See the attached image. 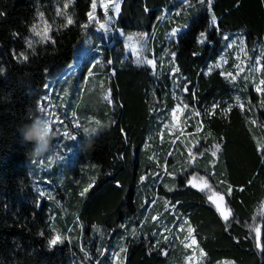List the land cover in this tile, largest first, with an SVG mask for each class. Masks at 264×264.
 <instances>
[{"label": "trees", "instance_id": "16d2710c", "mask_svg": "<svg viewBox=\"0 0 264 264\" xmlns=\"http://www.w3.org/2000/svg\"><path fill=\"white\" fill-rule=\"evenodd\" d=\"M45 1L0 0V264H63L80 251V241L93 257L79 264H109L108 252L101 249L113 246L115 240L125 244L124 264H162L164 243L149 232L154 222L140 225L150 198L141 175L148 167H158L140 152L147 140L156 141L162 117L175 104L172 76L168 65L153 75L147 65L133 63L128 54L123 58L124 46L118 38L98 44L100 49L93 50L82 64L85 70L92 58L101 55L110 101L116 108L110 111L108 102L97 101L101 127L79 134L74 142L77 161L88 163L85 173L74 169L66 175L68 216L77 218L80 234L76 224L72 244L67 240L50 244L51 212L29 174L34 145L24 141L20 128L32 123L46 76L72 58L74 46L90 26L92 0H70L67 11L72 23L51 19L47 38L30 46L37 13L41 8L48 13ZM175 2L120 0L115 26L122 31H151L161 10H172ZM175 25L179 30L165 43L167 30ZM233 31L243 35L251 54L264 49V0H212L211 6L207 0L195 2L171 20L158 23L155 37V43L160 42L156 52L163 44L173 53L175 78L185 83L181 94L185 103L203 108L234 94L245 103L204 116L198 131L200 143L220 146L212 164L208 163L210 155L203 154L200 171L209 185L223 192L228 219L216 209L207 190L191 183L180 180L171 188L160 184L158 192L173 206L170 216L187 215L208 263L229 257L238 264H263L264 103L255 106L250 90L219 69L205 73L207 63L221 51L223 34ZM182 175L185 169L176 173ZM82 184L87 185L81 191ZM69 224L67 219L64 229Z\"/></svg>", "mask_w": 264, "mask_h": 264}, {"label": "rangeland", "instance_id": "374dc122", "mask_svg": "<svg viewBox=\"0 0 264 264\" xmlns=\"http://www.w3.org/2000/svg\"><path fill=\"white\" fill-rule=\"evenodd\" d=\"M198 1L201 0H176L172 10L166 8L161 10L157 23L151 31L135 32L122 31L115 26L117 11L114 5L120 3V0H92L88 12V25L90 26L74 46L72 58L46 76L43 92L37 100L36 114L33 118V120L37 116L50 118L55 133L48 152L43 157L36 160L30 155L28 159L32 185L37 187L40 193H44L43 197L46 198L51 212L49 241L59 237L57 243L65 240L68 244L73 243L78 220L75 216L73 217V214L68 216L70 211L66 200L70 186L66 175L69 172L72 174L74 169L85 173L87 168L85 166L88 164L86 160H82L83 163L77 161L74 142L78 141L79 134H90L101 127L103 122L97 113V101L108 102L110 111L116 108V105L110 101L108 75L101 55L92 58L85 70H82V64L93 50L100 49L98 44L106 41L110 44L118 38L124 46L123 58H126L128 54L133 63L147 65L153 75L159 74L162 65L170 67L171 91L175 97V104L162 117L156 141L147 140L140 152L145 160L155 162L158 167L157 170L154 165L148 167L141 175V179L145 180V185L149 189L150 198L146 209L148 218L145 214L140 225L145 221L154 222L149 232L155 233L164 243L162 254L165 256V261L162 264H238L229 257H221L208 263L195 235L194 226L187 215L175 213L170 216L173 206L169 205L158 192L160 184L171 188L180 180L186 183L191 181L192 185L208 191L210 200L220 214L222 212L227 214L223 192L209 185L206 175L200 171L203 167L201 157L205 153L209 154L211 159L208 163L212 164L215 156L213 152L215 151L216 154L214 146L218 144L214 142L207 147L200 143L198 131L204 124V116L218 109L221 113H225L231 105L244 106L245 103L239 94L219 98L204 105L203 108L185 103L181 96L185 91V83L179 84L175 78L176 65L173 53L166 50L163 44L158 52L155 50V46L160 43L159 41L155 43L158 23L171 20L173 15L181 13L186 7ZM69 2L70 0L45 1L44 5L48 6V13L46 14L42 8L37 13L28 40L30 45L47 38L51 19L67 22L69 14L65 5L68 6ZM89 13L92 14V19ZM177 30H179L178 25L169 28L164 36V42L174 37ZM222 38L224 40L221 51L207 63L205 73L219 69L225 77L237 82L236 84L242 89L250 90L255 106L261 105L264 103V83H261L264 81V49L259 48L255 54H251L245 46L243 35L238 31L224 33ZM149 61L151 63H148ZM106 96L108 99H105ZM149 110L154 115L152 106ZM262 124L264 125V119H262ZM261 147L264 149V139ZM191 166L194 168H190ZM183 169L186 175L176 176V173ZM86 185L82 184L80 190L82 191ZM67 219L70 224L64 229ZM98 223L96 222L94 226H98ZM76 230L79 235V224ZM257 243L261 245L258 236ZM262 247L264 249V244ZM71 248L69 247V252ZM124 248L125 244L122 240H115L113 246L104 245L101 250L108 252L109 264H124ZM79 249L81 254L79 250H74L76 253L67 258L63 264H79L85 259H92L93 254L90 249L81 241Z\"/></svg>", "mask_w": 264, "mask_h": 264}, {"label": "clouds", "instance_id": "9594fccd", "mask_svg": "<svg viewBox=\"0 0 264 264\" xmlns=\"http://www.w3.org/2000/svg\"><path fill=\"white\" fill-rule=\"evenodd\" d=\"M20 133L24 141L32 142L33 149L30 155L39 160L48 152L55 133L51 119L44 116H37L30 124L20 128Z\"/></svg>", "mask_w": 264, "mask_h": 264}, {"label": "snow or ice", "instance_id": "6c2138e0", "mask_svg": "<svg viewBox=\"0 0 264 264\" xmlns=\"http://www.w3.org/2000/svg\"><path fill=\"white\" fill-rule=\"evenodd\" d=\"M202 2H203V0H202ZM207 2H208V4H209V6H211V2H212V0H207ZM65 7H67V4L65 5ZM93 8H95V4H93ZM114 9H115V11H117V12L119 11V3H116V4L114 5ZM41 17H42V14H41ZM89 17H90V19L93 18L91 13H89ZM67 23H68V24H71V23H72V19H71L70 17H68V19H67ZM212 23H213V24L216 23V18H215V16L212 17ZM102 27H103V25H102ZM204 35H205V34H204L203 32L200 34V40H201V42L203 41ZM30 46H31V45H30ZM24 58L26 59V57H24ZM148 63H151V61H149ZM0 71H2V69H0ZM261 83H264V81H262ZM258 90H259V89H258ZM105 99H108V97L106 96ZM109 102H110V101H109ZM42 109H43V108H42ZM214 147H215L216 151H218L219 148H220L219 145H215ZM213 155H215V151L213 152ZM190 183H191V181H190ZM193 186H195V185H193ZM206 186H207V184H206V182H205V187H206ZM85 191H87V189H85ZM82 194H83V193H82ZM40 195L43 196L44 193L41 192ZM221 199H222V198H221ZM221 214H222V216H223V218H224L225 220L228 219V215H227V214H225V213H223V212H222ZM58 241H59V237L54 238V239L50 240V244H51V245H54V244H56Z\"/></svg>", "mask_w": 264, "mask_h": 264}]
</instances>
